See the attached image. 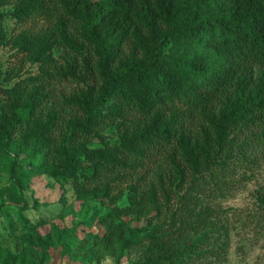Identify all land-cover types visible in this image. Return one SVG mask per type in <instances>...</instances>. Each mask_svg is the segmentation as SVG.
<instances>
[{
	"label": "trees",
	"instance_id": "trees-1",
	"mask_svg": "<svg viewBox=\"0 0 264 264\" xmlns=\"http://www.w3.org/2000/svg\"><path fill=\"white\" fill-rule=\"evenodd\" d=\"M9 19L50 26L12 36ZM7 46L20 57L0 66V152L18 137L56 182L108 199L95 241H123L136 264L225 261L230 226L205 199L264 158V0H0ZM64 81L82 85L63 97L68 120L48 107ZM154 215L126 235L123 217Z\"/></svg>",
	"mask_w": 264,
	"mask_h": 264
},
{
	"label": "rangeland",
	"instance_id": "rangeland-1",
	"mask_svg": "<svg viewBox=\"0 0 264 264\" xmlns=\"http://www.w3.org/2000/svg\"><path fill=\"white\" fill-rule=\"evenodd\" d=\"M6 10H13V6ZM6 26L13 36L21 31L38 32L50 24L44 20L19 24L9 19ZM55 55L61 63L72 56L63 48L57 49ZM19 57L7 46L0 51V66L10 69L15 62L18 65ZM28 69L36 71L30 63L24 71ZM81 89L82 85L73 81L56 84L48 107L53 105L68 120L75 113L65 105L63 97ZM18 154L19 168L28 172L23 191L10 170V162ZM22 194L29 209L24 208ZM208 194L205 204L220 212L222 222L231 230L227 258L210 264H264V205L260 201L264 197V158L258 157L253 166L239 171L222 194L214 190ZM127 203L126 197L120 200V204ZM111 209L108 199H82L70 185L56 182L49 175L44 156H28L18 137L0 152V264H136L134 255L123 248V241L115 246L95 241V236L108 230L98 221ZM122 220L129 228L126 235L144 233L163 224L155 215L147 221L136 216Z\"/></svg>",
	"mask_w": 264,
	"mask_h": 264
}]
</instances>
